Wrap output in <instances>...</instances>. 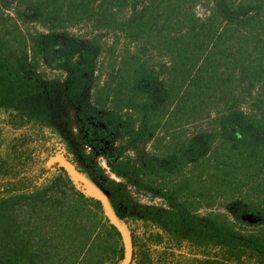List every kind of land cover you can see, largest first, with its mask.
Here are the masks:
<instances>
[{"label":"trees","instance_id":"obj_1","mask_svg":"<svg viewBox=\"0 0 264 264\" xmlns=\"http://www.w3.org/2000/svg\"><path fill=\"white\" fill-rule=\"evenodd\" d=\"M82 25L95 35L70 32ZM42 65L64 73L83 140L117 143L110 172L165 203L139 207L159 250L133 237L132 264H167L183 245L203 254L193 264H264V0H0V111L18 128L46 119ZM43 162L0 151V264H121L101 204L62 168L40 184ZM105 187L128 222L125 186Z\"/></svg>","mask_w":264,"mask_h":264},{"label":"rangeland","instance_id":"obj_2","mask_svg":"<svg viewBox=\"0 0 264 264\" xmlns=\"http://www.w3.org/2000/svg\"><path fill=\"white\" fill-rule=\"evenodd\" d=\"M206 5H201L197 8L199 16H204ZM26 32H45V29L39 24H30L23 26ZM70 32L83 40L91 38L95 32L90 26L82 25L70 30ZM104 42L111 41L109 34L104 35ZM103 57L100 61L103 62ZM40 81L46 89V107L47 115L45 121L37 125H27L21 128L17 127L20 121L12 112L0 111V151L5 153L13 145L24 146L32 155L44 161V167L49 170L43 176L40 184L46 178L59 175L57 164L52 163V160L57 156H64L72 161L81 171L94 176L101 184L109 185L110 189H123L125 186V194L132 202V208L129 209L128 224L132 230L133 237L136 239L137 249L150 250V253L157 254L159 249H156L147 242V227L139 212L140 206H156L164 208L165 203L162 199L151 197L144 193H138L129 185H125V181L114 176L106 163V155L111 153L112 146L117 149V143L114 145L108 141L104 147H91L83 140L82 133L78 130L75 116L76 112L62 97L61 86L64 79V73L59 70H52L42 65L39 69ZM187 134L194 133L193 127L189 126ZM141 152L152 150L151 144H144L138 149ZM112 181L114 184H111ZM78 186V185H77ZM79 190L83 187L78 186ZM219 210L232 216L234 211L225 207L217 206ZM103 213V212H102ZM205 208H200L198 214L204 215ZM135 249V248H134ZM204 259L202 253L196 251L189 245H183L181 248L174 251L172 257L169 258L167 264H193L195 259ZM133 264H137L135 261Z\"/></svg>","mask_w":264,"mask_h":264},{"label":"water","instance_id":"obj_3","mask_svg":"<svg viewBox=\"0 0 264 264\" xmlns=\"http://www.w3.org/2000/svg\"><path fill=\"white\" fill-rule=\"evenodd\" d=\"M64 169L70 179L78 186L83 187L87 197L101 204L103 215L119 232L124 249V258L121 264H132L134 258V239L128 222L119 215L114 203L111 191L101 184L94 176L81 171L72 161L64 156H57L52 160Z\"/></svg>","mask_w":264,"mask_h":264}]
</instances>
